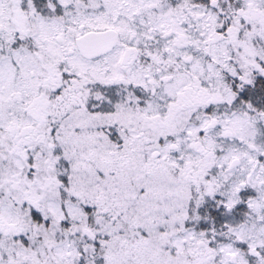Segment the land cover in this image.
<instances>
[{"label": "snow or ice", "instance_id": "snow-or-ice-1", "mask_svg": "<svg viewBox=\"0 0 264 264\" xmlns=\"http://www.w3.org/2000/svg\"><path fill=\"white\" fill-rule=\"evenodd\" d=\"M0 264H264V0H0Z\"/></svg>", "mask_w": 264, "mask_h": 264}]
</instances>
